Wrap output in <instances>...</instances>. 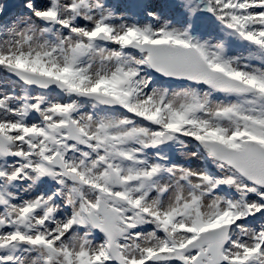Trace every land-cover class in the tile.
<instances>
[{
    "label": "snow or ice",
    "instance_id": "1",
    "mask_svg": "<svg viewBox=\"0 0 264 264\" xmlns=\"http://www.w3.org/2000/svg\"><path fill=\"white\" fill-rule=\"evenodd\" d=\"M0 264H264V0H0Z\"/></svg>",
    "mask_w": 264,
    "mask_h": 264
},
{
    "label": "rangeland",
    "instance_id": "2",
    "mask_svg": "<svg viewBox=\"0 0 264 264\" xmlns=\"http://www.w3.org/2000/svg\"><path fill=\"white\" fill-rule=\"evenodd\" d=\"M5 3H8L9 5H12L15 3V0H4Z\"/></svg>",
    "mask_w": 264,
    "mask_h": 264
}]
</instances>
